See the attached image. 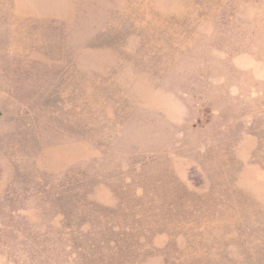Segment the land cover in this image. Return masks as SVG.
Here are the masks:
<instances>
[{
    "label": "rangeland",
    "instance_id": "374dc122",
    "mask_svg": "<svg viewBox=\"0 0 264 264\" xmlns=\"http://www.w3.org/2000/svg\"><path fill=\"white\" fill-rule=\"evenodd\" d=\"M0 264H264V0H0Z\"/></svg>",
    "mask_w": 264,
    "mask_h": 264
}]
</instances>
